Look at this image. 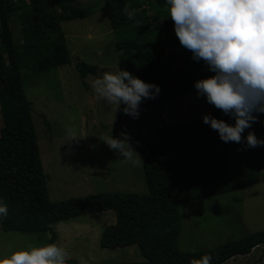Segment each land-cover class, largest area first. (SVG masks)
<instances>
[{
	"label": "trees",
	"instance_id": "obj_1",
	"mask_svg": "<svg viewBox=\"0 0 264 264\" xmlns=\"http://www.w3.org/2000/svg\"><path fill=\"white\" fill-rule=\"evenodd\" d=\"M76 2L0 0V110L4 123L0 130V202L8 205L7 219L0 220L3 231L50 233L54 243L56 223L113 211L117 221L104 230L101 247L117 250L137 245L143 261L109 264H189L205 254L212 255L211 264H226L264 247L261 231L215 249L189 253L179 249L180 205L236 193L259 185L262 178L261 162L230 159L229 151L236 143H224L203 118L161 127L150 136L146 144L151 140L160 143L159 139L165 144L155 149L145 145L147 150H143L148 193H100L51 201L24 73L40 74L72 64L62 23L82 19L90 12L76 8ZM126 4L138 9V24L127 19L123 12ZM110 11L111 27L119 35L115 47L119 70L160 89L155 99H144L139 108L193 95L197 81L215 75L203 60H194L192 52L181 46L166 0H118ZM12 18L18 19L23 29L20 44L13 37ZM168 48L183 49L181 67L175 68L177 56L164 57L162 51ZM76 70L82 80L97 75L96 68L84 62L78 63ZM256 115L258 119L261 114ZM211 116L235 124L221 110ZM253 125L243 137L254 131ZM217 149L222 151L221 160L213 157ZM67 264L80 262L70 259Z\"/></svg>",
	"mask_w": 264,
	"mask_h": 264
},
{
	"label": "rangeland",
	"instance_id": "obj_2",
	"mask_svg": "<svg viewBox=\"0 0 264 264\" xmlns=\"http://www.w3.org/2000/svg\"><path fill=\"white\" fill-rule=\"evenodd\" d=\"M117 1L77 0L76 8L90 12L82 19L62 23L72 64L40 74L24 73L25 91L31 103L44 171L48 175L49 196L54 202L100 193H148L143 164L133 166L126 162L103 143L102 137L112 135L121 139L123 133L130 137L133 149L142 157L146 146L155 149L165 144L162 139L160 143L151 140L146 144L161 127L196 120L218 110L207 103L206 97L195 93L139 108V117L133 119L123 114L124 105L116 111L114 105L96 99L91 86L95 76L82 80L76 65L84 62L94 66L96 76L119 71V54L115 49L119 35L109 21L110 9ZM11 30L15 42L22 43L23 29L18 19H11ZM163 52L165 58L178 57L175 68L184 64L182 48H168ZM3 127L0 110V130ZM253 128L256 137L264 140V114ZM219 149L213 154L217 160L222 158ZM229 158L261 162L260 184L180 205L182 224L178 246L181 252L215 249L264 231V146L247 147L246 140L236 143L229 151ZM116 221V214L109 211L58 222L53 226L58 235L54 243L65 247L71 259L80 262L83 257L87 264L143 261L137 245L117 250L101 247L104 230ZM51 236L50 233L4 232L0 226V258L50 244ZM226 264H264V247H257L250 256H238Z\"/></svg>",
	"mask_w": 264,
	"mask_h": 264
},
{
	"label": "clouds",
	"instance_id": "obj_3",
	"mask_svg": "<svg viewBox=\"0 0 264 264\" xmlns=\"http://www.w3.org/2000/svg\"><path fill=\"white\" fill-rule=\"evenodd\" d=\"M175 34L196 61L203 60L215 75L199 80L194 87L198 97L235 120L234 126L210 114L203 122L218 132L224 143H244L251 148L264 146V140L249 131L257 122L256 114H264V0H166ZM123 12L129 21H136L138 9L125 5ZM97 100H104L123 114L137 119L144 99H155L159 87L145 83L128 71L103 72L92 80ZM74 136L75 133L69 130ZM121 139L112 135L102 137L133 166L143 163L122 133ZM8 205L0 202V220L7 219ZM71 254L57 243L19 250L0 258V264H67ZM212 255L191 259L189 264H211ZM80 264H87L81 257Z\"/></svg>",
	"mask_w": 264,
	"mask_h": 264
},
{
	"label": "crops",
	"instance_id": "obj_4",
	"mask_svg": "<svg viewBox=\"0 0 264 264\" xmlns=\"http://www.w3.org/2000/svg\"><path fill=\"white\" fill-rule=\"evenodd\" d=\"M165 118H167V117H165ZM203 118V117H202ZM199 119H201V118H199ZM197 120V119H196ZM191 121H193V120H191ZM182 123H184V122H182ZM175 125V124H174ZM167 126H171V125H167ZM105 213V212H104Z\"/></svg>",
	"mask_w": 264,
	"mask_h": 264
}]
</instances>
